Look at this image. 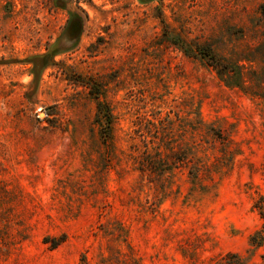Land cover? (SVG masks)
<instances>
[{"label":"rangeland","instance_id":"374dc122","mask_svg":"<svg viewBox=\"0 0 264 264\" xmlns=\"http://www.w3.org/2000/svg\"><path fill=\"white\" fill-rule=\"evenodd\" d=\"M260 5L0 0V264H213L227 251L264 264L249 244L264 221L263 92L227 85L197 52L264 75ZM149 121L167 133L161 151L188 160L153 181L132 158L159 142ZM201 163L211 179L192 183Z\"/></svg>","mask_w":264,"mask_h":264},{"label":"trees","instance_id":"16d2710c","mask_svg":"<svg viewBox=\"0 0 264 264\" xmlns=\"http://www.w3.org/2000/svg\"><path fill=\"white\" fill-rule=\"evenodd\" d=\"M260 13L264 15V5H260ZM197 52L202 60H204L207 65L211 66L218 78L224 81L227 85L237 86L238 88L244 91H250L251 87L257 83V86L263 93H253L264 99V75L257 73L255 70L251 71L253 75H245L243 73L244 65L236 64L232 61H226L219 58L216 54L212 53L210 48L200 46L197 48ZM46 54H40L31 57L32 62V72L35 77L38 76L40 71L47 65ZM39 61V62H38ZM248 61H252V59H248ZM255 72L258 74L257 77L254 76ZM249 81L250 84L247 83ZM256 86V85H255ZM98 113H101L100 126L103 133V139H110V124H111V115L106 106H104L101 102H98ZM151 127H153L152 138H157L159 142H156L155 145H149L152 141L142 140L143 148L141 150H137L135 154L132 155L134 162L136 164V169L143 175H146L149 181H153V179H162V176L165 172H169L173 167L178 166L177 164H187L186 154L183 150L178 152L169 151L163 152L160 149L161 143L167 144L165 136L167 133H160L159 127H155L152 122H148ZM147 130H150L148 127ZM154 143V141H153ZM165 147L168 148L167 145ZM137 148V147H136ZM181 154L177 155V154ZM169 156V157H168ZM169 158V159H168ZM188 173L190 174V178L192 183H196L197 180L201 181L202 178L211 179V168L210 166H206L203 163L201 164H192L189 166ZM200 184V183H199ZM204 185H201L203 188ZM255 206H258L260 209V214L264 216L263 207L260 202H256ZM249 244L253 246V248H257L264 244V221L261 226L256 229L249 237ZM213 264H253L248 262L245 258H243L240 254L234 251H227L222 255H219L215 258Z\"/></svg>","mask_w":264,"mask_h":264}]
</instances>
